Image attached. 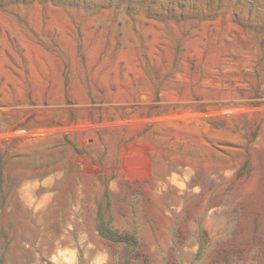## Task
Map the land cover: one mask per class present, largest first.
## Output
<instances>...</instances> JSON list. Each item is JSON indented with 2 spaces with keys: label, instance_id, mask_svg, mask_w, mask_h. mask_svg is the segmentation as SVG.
Masks as SVG:
<instances>
[{
  "label": "rangeland",
  "instance_id": "374dc122",
  "mask_svg": "<svg viewBox=\"0 0 264 264\" xmlns=\"http://www.w3.org/2000/svg\"><path fill=\"white\" fill-rule=\"evenodd\" d=\"M0 264H264V0H0Z\"/></svg>",
  "mask_w": 264,
  "mask_h": 264
}]
</instances>
